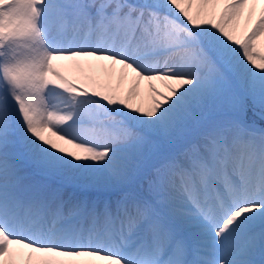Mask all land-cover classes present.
Listing matches in <instances>:
<instances>
[{
  "label": "snow or ice",
  "instance_id": "6c2138e0",
  "mask_svg": "<svg viewBox=\"0 0 264 264\" xmlns=\"http://www.w3.org/2000/svg\"><path fill=\"white\" fill-rule=\"evenodd\" d=\"M250 111L264 0H0V264H264Z\"/></svg>",
  "mask_w": 264,
  "mask_h": 264
},
{
  "label": "bare ground",
  "instance_id": "6f19581e",
  "mask_svg": "<svg viewBox=\"0 0 264 264\" xmlns=\"http://www.w3.org/2000/svg\"><path fill=\"white\" fill-rule=\"evenodd\" d=\"M125 87L127 88L128 85L126 84ZM142 88H143V86H142ZM255 123H257V121H255ZM256 126H257V125H256ZM160 147H161V149H162V144L160 145ZM56 184H57V183H56ZM145 187H146V185H145ZM70 191H71V190H70ZM71 192H73V190H72ZM71 192H70V193H71ZM76 194H77V195H82V194H80V193H76ZM83 196H84V195H83ZM105 198H108V196H106L105 194H100V196H97L95 200H100V199H105Z\"/></svg>",
  "mask_w": 264,
  "mask_h": 264
},
{
  "label": "rangeland",
  "instance_id": "374dc122",
  "mask_svg": "<svg viewBox=\"0 0 264 264\" xmlns=\"http://www.w3.org/2000/svg\"><path fill=\"white\" fill-rule=\"evenodd\" d=\"M142 90H143V88H142ZM251 115L253 116V117H255L256 119H258V120H261V121H264V120H262L261 118H260V116L257 114V115H254L252 112H251Z\"/></svg>",
  "mask_w": 264,
  "mask_h": 264
}]
</instances>
